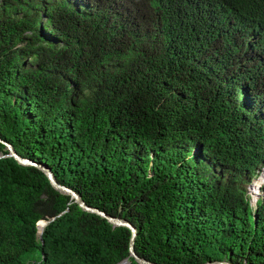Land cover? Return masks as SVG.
Returning <instances> with one entry per match:
<instances>
[{"label":"trees","instance_id":"trees-1","mask_svg":"<svg viewBox=\"0 0 264 264\" xmlns=\"http://www.w3.org/2000/svg\"><path fill=\"white\" fill-rule=\"evenodd\" d=\"M0 137L130 221L141 257L264 264L246 188L264 169V0H0ZM130 235L0 157V264H139Z\"/></svg>","mask_w":264,"mask_h":264},{"label":"water","instance_id":"water-1","mask_svg":"<svg viewBox=\"0 0 264 264\" xmlns=\"http://www.w3.org/2000/svg\"><path fill=\"white\" fill-rule=\"evenodd\" d=\"M0 142L3 143L5 145V149L8 150V152L6 154H2L0 152V157H4V156H11L13 157L17 162H19L20 164H24V165H33V166H36L37 168H39L44 174L45 176L47 177V179L49 180V183L51 184V186L57 190L58 192L60 193H63V194H68L71 196V198L73 199V201L75 203L78 204V206L85 210V211H88V212H92V213H95V214H98L100 216H102L103 218H105L108 222H110L113 226H125L127 228H129L130 230V239H129V255L132 256L137 263L139 264H157L155 262H152L144 257H141L139 256L135 249H134V242H135V237L137 235V229L136 227L128 220L126 219H123V218H120L118 216H112V215H109L108 213H106L105 211L97 208V207H93V206H90L88 205L80 196L79 193H77L75 190H73L72 188L66 186V185H63L61 183H59L54 175V173L52 172V170L45 164H42V163H37L36 161L34 160H31L29 158H26V157H23L21 155H19L14 147L12 146L11 143L3 140L1 137H0ZM251 186V184H250ZM67 210V209H66ZM52 219H54V217H52ZM51 219V220H52ZM50 220H43L42 219V222L44 223L43 227H42V231L44 229V226L49 222ZM37 225V224H36ZM37 228H38V225H37ZM42 231L39 233L38 229H37V234L39 236V238H41V233ZM118 264H129V261L126 258H124L123 260H121ZM202 264H236V263H233L231 262L230 260H226V259H223V260H213V261H206Z\"/></svg>","mask_w":264,"mask_h":264},{"label":"rangeland","instance_id":"rangeland-1","mask_svg":"<svg viewBox=\"0 0 264 264\" xmlns=\"http://www.w3.org/2000/svg\"><path fill=\"white\" fill-rule=\"evenodd\" d=\"M261 173V172H260ZM259 173V174H260ZM258 174V176H259ZM258 176H256L255 178H253L248 185L246 186L247 188V193L249 195V200L250 202L255 205L258 198H262V196L264 195L263 191L261 188H258L259 185H261V187L264 185V182L262 183V180L260 178H258ZM262 183V184H261ZM251 184V186H250ZM253 198V199H252ZM255 198V199H254ZM39 256V251H35L31 254V257L33 258H38Z\"/></svg>","mask_w":264,"mask_h":264},{"label":"bare ground","instance_id":"bare-ground-1","mask_svg":"<svg viewBox=\"0 0 264 264\" xmlns=\"http://www.w3.org/2000/svg\"><path fill=\"white\" fill-rule=\"evenodd\" d=\"M258 178H260V179L262 180V183L264 182V169L261 171V173L259 174ZM258 188H261V185H259ZM252 199H253V198H252ZM254 199H255V198H254ZM255 202H256V201H255ZM40 221H42V220H39V221L37 222V224H38ZM43 225H44V223L41 224V231H42V227H43ZM41 231H40V232H41Z\"/></svg>","mask_w":264,"mask_h":264}]
</instances>
